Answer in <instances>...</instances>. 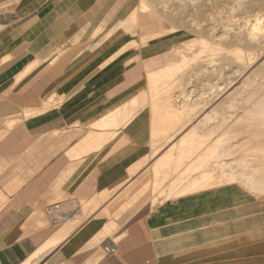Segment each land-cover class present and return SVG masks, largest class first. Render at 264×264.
I'll use <instances>...</instances> for the list:
<instances>
[{
    "label": "crops",
    "instance_id": "0c3cea01",
    "mask_svg": "<svg viewBox=\"0 0 264 264\" xmlns=\"http://www.w3.org/2000/svg\"><path fill=\"white\" fill-rule=\"evenodd\" d=\"M138 2L0 0V264H264L237 203L158 185L149 107L102 123L166 46L128 38Z\"/></svg>",
    "mask_w": 264,
    "mask_h": 264
},
{
    "label": "bare ground",
    "instance_id": "6f19581e",
    "mask_svg": "<svg viewBox=\"0 0 264 264\" xmlns=\"http://www.w3.org/2000/svg\"><path fill=\"white\" fill-rule=\"evenodd\" d=\"M146 1L139 0L134 8L135 13L126 26L129 31L133 26L135 29L150 25L158 27L160 24L156 19L161 17V20L167 19L170 28L155 32L147 37L148 40L168 37L174 35L175 29L185 28L199 37L189 41L187 46L191 47L192 41L200 46L190 55L180 54L175 61L168 57H163V64L160 59L154 60L151 66L158 67L148 78L147 92L102 123L128 122L135 112L148 106L152 125L157 126L161 114L174 109V117L167 123L170 125L164 123L166 127H162L163 123H160L161 127L156 129L161 136L157 148L159 151L165 146L168 149L155 167L159 172L165 169L167 172L166 160L174 157V171H184V176L174 184L177 194L172 197L189 193V197L198 202L204 199L212 204L217 203L216 199L220 202L233 200L238 204V214L256 212L254 218L244 223L246 226L264 227V14L261 13L264 12V0H223L230 6V12L244 11L251 19L228 25L229 28L220 34L215 33L214 16L208 14L210 11L206 8L207 2L215 0H186L170 8L163 0L160 8L165 13L155 16L145 12L158 7L148 6ZM166 11L170 12L167 14ZM185 15L191 17L187 23L183 21ZM209 15L212 17L207 25ZM234 17L229 14L227 19L231 22ZM199 73H202L203 84L197 95L191 96V90L176 102L175 93H170L183 82L193 84ZM168 131L170 133L165 137L164 132ZM184 158L185 165L177 164ZM188 177L190 181L183 182ZM178 187L183 188L177 190Z\"/></svg>",
    "mask_w": 264,
    "mask_h": 264
},
{
    "label": "rangeland",
    "instance_id": "374dc122",
    "mask_svg": "<svg viewBox=\"0 0 264 264\" xmlns=\"http://www.w3.org/2000/svg\"><path fill=\"white\" fill-rule=\"evenodd\" d=\"M185 1L186 0H174V1H172V0H166L165 4H167L169 6V8L171 6L172 7H174V6L177 7V6L180 5V3L182 4ZM146 2H148V3H146L148 6L150 5V6H153L155 8L158 7V9L157 10H154V11L153 10L151 11L149 9L146 10V12H145L146 14H149L150 16H152V15L155 16L156 14H162V13L164 14L165 13V11L161 10V8H160L161 5H162L161 3L163 2V0H147ZM213 6H214L215 9H212ZM229 7L230 6L227 5V3L225 1H223V0H215V1H212V2L211 1L210 2H207V7L206 8L208 9V11H210V13H208V14L214 16V20H215V22H214L215 28L214 29H215V33L216 34H220L224 29L229 28V27H227L228 25H234L236 23L247 22V21H249L251 19L250 16H249V13L246 14V12L241 11V10H237V9L235 11L230 12L229 11ZM250 11H251V9H250ZM166 12L168 14L170 11H166ZM133 13H135V10H133L131 12V15ZM178 13H181V12L179 11ZM253 13L255 14L257 12H253ZM253 13L251 15H253ZM261 13L264 14V12H261ZM261 13H259V14H261ZM229 14H232V15L235 16L234 17V20L231 21V22L228 21V19H227V16ZM131 15H130L129 19L126 21L125 26H127V24L130 23V21H131ZM210 15L208 16L207 25L210 24V19L212 17ZM187 17L185 15V18L183 19V21L185 23L189 22V20L191 19V17H188L189 19H187ZM158 18L156 20L157 21L159 20L158 23L160 25H158V27H157L158 28L157 29V32L160 31V30H168L170 28V24L168 23L167 19L162 18V20H161V17H158ZM163 19H165V20H163ZM165 21H167L168 24ZM127 30H129V28ZM131 30L133 32H136L137 31V28L135 29L134 26H133V27L130 28V31ZM154 30H156V29H153L152 30V29H149L148 28V29L140 30L139 32H137V35L136 34H133V35H130V36L128 35V38H134V40H137V41H139L140 37H142L140 39V41H139V43H141L142 46H145V45L151 44V43H157V42L160 43V44H162V45H164V46L166 45L165 47L162 46V45H159V46H162L160 48H163L164 47L162 49V52L161 53H157L153 57L148 58L147 59L148 60L147 62H149L151 59H160L159 61L163 64L165 62V58H163V57H168L169 60H172L173 59V61H175L174 58H177V56H180V54L190 55L191 53H193L200 46V44H197V43L195 45V43L193 41H192L193 43L191 42V47L193 45H195V46H193L192 48L189 47V46H187V44L189 45V41L195 40L196 38L199 39L198 35H196L195 32L191 31V29H185V28H179L178 30L175 29L174 31H176V32L174 33V35H171V36H168V37H164V38H160V39L159 38L153 39V41L150 42V40H148L149 38H147V35L151 34L152 31H153V34L152 35H154L155 34V31ZM167 38L169 39L168 42H166L167 41ZM157 40H159V41H157ZM162 40H164L163 43H161ZM136 45L137 44L134 43L132 46H136ZM157 67H158V65L157 66H153L152 68H150V67L146 68L147 75L152 74L153 72H150V71H153ZM191 79H193V78H191ZM196 80H198V81H196ZM202 80H203L202 73H199L198 76H196V79H194V82L195 83L193 82V84H191V83L190 84H187L188 83L187 81L186 82H183V84L180 87L177 86V88H175L170 94L172 95V94L175 93V97H177L176 102H178V101L181 100V95L184 96L185 94L190 93L191 90H192V93L190 95L193 96V97H195L197 95V93H198V89H201L200 86H201V84H203V82L201 83ZM148 83H147V89H148V86H149ZM185 83H186V85H185ZM182 87L184 88V90H183ZM182 91L184 92V94H181ZM145 93L146 92H144L143 94H145ZM178 94H179L180 97L179 96H176ZM145 107H148V106H145ZM173 112H174V109H168L164 114H161L162 118L160 117L161 120H160V122L158 124H160V123L162 124L163 123V126L162 127H164L165 124L167 126H169L170 124H167V123H171V121H172V119L174 117L173 116ZM168 114H170V115H168ZM169 116H170V118H169ZM157 120L159 121V118ZM165 121H167V122H165ZM158 124H157V126L158 127H161V124L160 125H158ZM166 125H165V127H166ZM154 126H155L154 127L155 130L158 129L156 125H154ZM168 128L169 127H167V129ZM157 131L158 130H156L155 133H153V137L155 138L154 141H156L158 143L157 140L159 138H161V136H159V133ZM169 133H170L169 131L168 132H164L165 137L168 136ZM162 136H163V134H162ZM165 149H166V146H165V148L162 147V149H160V152L162 153V151L165 150ZM173 158L174 157H168V159L166 160V164H165L166 166L165 167H168L167 168V172H165L166 171V169H165L164 172H162L161 174H157V177H158V185L159 186L163 183V181L166 180V178L168 177V173H171V174L174 173V175L176 177L179 175V172L181 170L177 169L176 171H174V169H173L175 167L174 165L176 164L174 162L176 160H175V158L174 159ZM164 160H165V158H164ZM171 162H173V164ZM182 162H183V164H182ZM179 163H180L181 166L185 165L186 164L185 158H184V160H182V159L181 160H178L177 164H179ZM154 170H153V172H154ZM180 173H182V172H180ZM194 176L195 175H193V176L191 175V177H194ZM177 179L178 178H176V180ZM176 180H175V182H176ZM186 181L189 182L190 181V177L184 179L183 182H186ZM162 197L163 198H161L160 201L166 199L169 196H165L166 198H164V196H162ZM216 202H217L216 204H225V203H233L235 201H233V200H228V201L227 200H223L222 202H220L219 199H216ZM239 211L240 210H238V212ZM238 212L234 211L233 213H235V215H236V214H238ZM254 213H256V212L255 211L254 212H249L247 214L246 213H242V214H246L248 216L240 219L239 226L240 227H248V228H251L249 225L246 226L244 223L247 222L248 220L254 218V216H255ZM251 232H252L251 235H252V237L254 238L255 241H259L260 239H264V237H260V234H264V227H254ZM258 234H259V236H258Z\"/></svg>",
    "mask_w": 264,
    "mask_h": 264
},
{
    "label": "built area",
    "instance_id": "2783aa9c",
    "mask_svg": "<svg viewBox=\"0 0 264 264\" xmlns=\"http://www.w3.org/2000/svg\"><path fill=\"white\" fill-rule=\"evenodd\" d=\"M59 204H53L52 206H50L48 209H47V214L53 216V224H57L58 223V219L55 217V214L56 212L59 210Z\"/></svg>",
    "mask_w": 264,
    "mask_h": 264
}]
</instances>
